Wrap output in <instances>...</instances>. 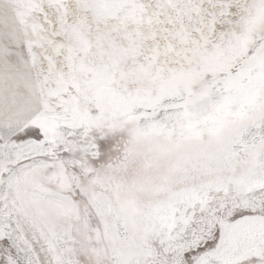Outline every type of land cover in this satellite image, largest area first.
<instances>
[{
    "label": "snow or ice",
    "instance_id": "6c2138e0",
    "mask_svg": "<svg viewBox=\"0 0 264 264\" xmlns=\"http://www.w3.org/2000/svg\"><path fill=\"white\" fill-rule=\"evenodd\" d=\"M0 264H264V0H0Z\"/></svg>",
    "mask_w": 264,
    "mask_h": 264
}]
</instances>
